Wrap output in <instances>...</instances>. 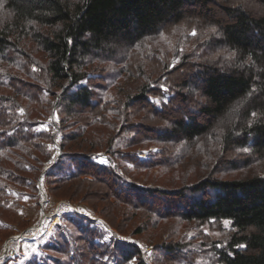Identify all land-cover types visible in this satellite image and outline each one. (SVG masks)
I'll use <instances>...</instances> for the list:
<instances>
[{
	"label": "trees",
	"instance_id": "trees-1",
	"mask_svg": "<svg viewBox=\"0 0 264 264\" xmlns=\"http://www.w3.org/2000/svg\"><path fill=\"white\" fill-rule=\"evenodd\" d=\"M54 107L49 197L87 202L118 234L139 216L137 234L168 218L229 224L219 237L174 232L153 264H264V0H0L1 209L19 205L13 185L39 190ZM149 143L160 148L147 158L125 151ZM129 164L206 171L167 188ZM68 219L62 256L39 264H150L90 218Z\"/></svg>",
	"mask_w": 264,
	"mask_h": 264
},
{
	"label": "rangeland",
	"instance_id": "rangeland-1",
	"mask_svg": "<svg viewBox=\"0 0 264 264\" xmlns=\"http://www.w3.org/2000/svg\"><path fill=\"white\" fill-rule=\"evenodd\" d=\"M60 118L58 110L54 107L48 116V120L52 122L54 132L52 140L54 154L39 175V190L35 191L27 186L13 185L14 194L18 198L19 205H13L7 210L0 208V214L3 216L0 219V264H39L41 261H49L51 258L62 256L54 246L55 242V244H59L57 229L60 224L70 226L68 216L72 212H76L74 209L78 210L79 214L90 218L94 224L104 230V240L115 238L122 243H134L141 247L143 256L150 264H153L156 254L154 244L169 240V236L173 235L174 232L179 233L180 237L182 235L191 236L198 231L208 236L219 237L230 230L229 224L225 222L209 225L168 218L161 220L157 226L147 229L142 234H137L134 233L135 228L144 220V218L141 220L139 216L131 222L127 234H118L112 232V229L87 202L49 197L46 193V183L43 175L62 154ZM217 144V142L212 141L210 146L212 149H216L215 145ZM158 148L160 147L149 143L140 147L127 148L125 151L130 152L129 150H131L140 157L147 158L152 150L155 151ZM243 152H247V149H244ZM98 160L106 164L110 162L105 155L100 156ZM129 167V169L133 168L132 175H134L137 182L143 184L159 183L167 188H179L185 181L197 180L206 171L202 166L195 165L178 167L174 172L164 171L161 168L140 171L135 170L131 164H129ZM255 168L263 169L260 164L255 165ZM244 172H248V170L231 171L226 174L235 177ZM42 189L45 191L47 198ZM107 258V256L104 257V259ZM111 261H115V257H112ZM131 264H137V257L131 261Z\"/></svg>",
	"mask_w": 264,
	"mask_h": 264
},
{
	"label": "built area",
	"instance_id": "built-area-1",
	"mask_svg": "<svg viewBox=\"0 0 264 264\" xmlns=\"http://www.w3.org/2000/svg\"><path fill=\"white\" fill-rule=\"evenodd\" d=\"M42 192H43V194L44 195H46V193H45V191H43V189H42ZM46 198H47V195H46ZM77 213H80L78 210H76V209H74ZM46 214V213H45ZM47 215V214H46Z\"/></svg>",
	"mask_w": 264,
	"mask_h": 264
},
{
	"label": "snow or ice",
	"instance_id": "snow-or-ice-1",
	"mask_svg": "<svg viewBox=\"0 0 264 264\" xmlns=\"http://www.w3.org/2000/svg\"><path fill=\"white\" fill-rule=\"evenodd\" d=\"M192 35H196L195 30H193ZM33 70H35V68H34ZM21 111H22V110H21ZM102 162H103V161H102ZM225 223L227 224V221H226Z\"/></svg>",
	"mask_w": 264,
	"mask_h": 264
}]
</instances>
